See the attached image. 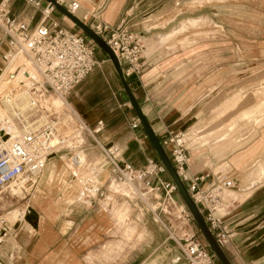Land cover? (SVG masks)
Masks as SVG:
<instances>
[{
    "label": "crops",
    "instance_id": "1",
    "mask_svg": "<svg viewBox=\"0 0 264 264\" xmlns=\"http://www.w3.org/2000/svg\"><path fill=\"white\" fill-rule=\"evenodd\" d=\"M77 1L80 2L81 7L75 15L83 21L101 19L100 21L116 26L120 21L126 20L132 29L130 24L132 18L129 17L135 10L134 7L130 8L132 0ZM11 11L18 20L28 23L31 30L43 20L41 10L24 0H14ZM52 18L62 23L61 25L63 21H66L65 15L59 18L55 12ZM188 18L193 17H186L184 20ZM215 20L218 26H221L219 22L222 21ZM50 22L51 20L48 21ZM67 23L68 28L74 29L75 24H71L69 20ZM140 31L144 32L143 29ZM253 31L255 32L253 34H256V30ZM165 39L164 34H158L147 42L151 47H155L162 44ZM162 48L159 47L156 50L147 47V54L144 52L141 60V72L126 76L133 94L162 143L172 132L192 131L194 140L186 145L188 174L190 178L203 176V179L199 181L201 188H211L227 180H231L233 184V177L237 175L234 167L241 168L243 163L227 161L234 154L222 157L221 154L227 149L225 148L227 144L223 140L214 142L213 138L224 134V130L219 131L220 121L245 103H251V106H247L248 109H244L237 116H230L229 123L241 117L248 120L255 118L257 107L255 103L261 102L258 94L264 88L263 82L262 88L257 91L255 89L257 79L254 68L258 63H249L248 68H245V64L238 62L217 63L209 69L210 75H208L207 64L195 62L198 55H208L210 48L207 46L201 44L197 47L180 48L166 61L157 57L158 51ZM223 53L220 47L216 46V57L220 58ZM249 54L255 56L257 50L250 51ZM97 55L103 63L95 66L86 79L76 85L68 95L86 118L83 121L79 117L80 121L77 127L74 125V128H80L83 124L93 128L99 122L104 127L97 134L84 131L82 143L76 147H66V149L81 150L85 154L83 146L87 143V135L90 134L94 138L96 144L91 148L93 149L92 159L85 154L87 164L84 165V170L94 166L91 163L99 157L98 153L104 156L99 163L103 170L98 179L103 190L107 187L106 202L102 204V208L89 210L93 202L102 197L86 195L79 182V178L84 176L82 172L79 169L77 173L74 172L66 163L63 174H58L59 165L56 161L50 163L49 160L65 148L61 149L49 158L37 186L33 189L35 191L38 186L41 189L36 199L37 204L33 208L36 211L38 223L33 225L22 221L15 228L17 233L12 240L1 243L0 239V264H94L92 256L95 255L97 246L103 247L101 254L107 258L109 254L116 249H122L123 245L132 239L136 242H144L141 236L128 239V231L131 228L134 229L133 223L130 219L128 220L131 207L127 201H119L117 194L128 197L129 195L125 189L122 193L117 192L118 184L111 175L117 178L120 176L112 172V165L107 161L103 147L114 146L117 150L115 159L122 165L128 162L136 168L144 167L151 158L159 161L160 159L143 126L136 129L131 126L132 118L137 115L124 96L123 84L115 68L106 62L107 60L102 59L99 51ZM245 70L248 72L244 75L232 74L234 71ZM241 86H251L247 95L239 91ZM252 122L248 121L247 127L243 128V131L244 129L246 131L243 133L249 135L253 133V127L248 125ZM229 123L225 129L229 127ZM73 131L74 129L68 133ZM204 131L206 134L195 138ZM77 135L75 134L76 137ZM208 155L210 157H207ZM253 174L245 182L246 189L243 191L245 195L240 194L244 199L236 200L228 196L234 202L225 200L221 210L227 222L236 230L235 237L224 247L232 264H264V183L260 184L259 179L253 183L256 181ZM66 175L75 179L73 182H68L65 188H57L54 184L55 178L59 179L60 176L62 178ZM63 180L66 182L67 179ZM153 181L156 182L155 179ZM60 182L62 181L59 180L58 184ZM151 191L155 190L151 188ZM145 195L146 193L142 197L144 198ZM236 202L237 205H234ZM111 205L112 208H110ZM200 207L203 208V205L200 204ZM29 212L30 209L26 213V218ZM142 215L138 216L141 221ZM135 222V228L138 229L139 222ZM0 225L2 226V222ZM108 233L118 234L119 239L104 244ZM217 262L220 264L219 261Z\"/></svg>",
    "mask_w": 264,
    "mask_h": 264
},
{
    "label": "rangeland",
    "instance_id": "2",
    "mask_svg": "<svg viewBox=\"0 0 264 264\" xmlns=\"http://www.w3.org/2000/svg\"><path fill=\"white\" fill-rule=\"evenodd\" d=\"M131 7H134L135 10L133 13H130L131 15L129 17L132 18L130 24L132 25V30L143 37L144 49L146 50H143V53L145 52V54H147V47L150 49L163 47L160 51H158L159 54H157V57L161 58L162 61H166L173 52L180 48L183 49L187 46L197 47L203 44L210 48L208 50V55H198V57L195 58V62L206 63L208 75H210L209 69L216 66L217 63L238 62L245 64V68H248L247 65L249 63L256 62L258 63L256 67H252V69L254 68L256 72L257 79V86L255 89L257 91L259 88L263 87L264 0H132L130 8ZM55 15L60 18L63 14L56 9ZM198 15H207L209 19L207 16ZM190 16L193 18L184 20L186 17ZM215 19L222 21L219 22V25L221 26H218ZM67 20L69 19L66 17V21H63V27L68 26L67 24L69 23H67ZM100 20L101 19H97L96 21L92 20L86 23H88L91 27L93 22L97 23ZM70 22L73 24L72 21ZM142 29L144 32L140 31ZM254 29L256 30V34H253L255 33L253 31ZM74 30L82 31V29L77 25H74ZM83 33L87 35L85 32ZM157 33L164 34L166 39L159 46L151 47L147 40L155 35H158ZM254 35L255 38H253ZM87 38L92 40L88 35ZM169 42L171 44H168ZM184 42L187 43L184 44ZM183 45L186 46L184 47ZM216 46L220 47V51L224 52L223 56H220V58L215 55ZM255 49L257 50V54L255 56L250 55L249 52H253ZM7 50L8 47L5 45L0 47V69H4V67L7 66L5 64L6 61L3 58V54ZM98 51L102 55V59L107 60L106 62L110 63L114 67L107 52L101 49L97 44L95 56L98 63L96 66L99 63H103L101 58H98ZM247 72V70L240 72L234 71L232 74L244 75ZM7 78L10 80L11 76L8 75ZM35 82H37L36 86H42L41 84L43 80L41 78V80H37ZM43 86V90H46V85L43 84ZM250 89L251 86H241L239 91L243 95H247ZM258 95L260 96L259 99H261V102L255 103L257 106L255 113L256 116L253 120L241 117L229 123L231 119L230 116H237L238 114H241L244 109H248L247 106H251V103H245L242 107L230 113L220 121L221 126L219 129H221L219 131L224 130V134L216 135L213 138L214 142L223 140V142L227 144L225 147L227 149L223 152V154H221L222 157H225L226 155L232 156L234 154L227 161L243 163L241 164V168L234 167L237 170V175L233 177V188L228 190L229 196L236 198V200L239 198L240 200L244 199L242 195H245V192H243L246 189L245 182L251 178L254 172V177L260 180L259 183H264V100H262L264 96V88L260 90ZM45 96L49 98L51 96H57V94L49 89ZM65 97L67 98L66 103H68V105L64 107L61 113L57 114L65 116L63 119L65 124L64 131H66L65 134H69L67 131L68 127L72 125H76L77 127L80 121L79 117H81L83 121H85L86 118L83 117L80 110L72 102L71 98H69V95L67 94ZM128 102L130 101L128 100ZM70 116L73 117V119L69 118ZM68 118L71 119V121H69ZM248 121H253L248 124L250 127H253V133L251 135L243 133L246 131V129L243 131V128L247 127ZM228 123L229 127L225 129ZM204 134H206L205 131L196 135L195 138L203 136ZM87 136L88 139H86V142L88 144L86 143L83 148L88 158H91L93 150L91 148L96 144V142L90 134ZM201 141L203 140L201 139ZM189 143L190 140L186 142V145H189ZM165 150L170 157L169 149L166 147ZM74 152L75 149L65 148L58 152L55 156L51 157L49 162L51 163L56 161L59 165L58 174H63L65 171V165L70 161V156ZM97 156L101 157V159L104 158L101 153H98ZM207 157H210V155ZM70 177V175H66L62 178L60 176L59 179L58 177L55 178V186L57 188H65V186L68 185V182H73V179H75L72 177L71 179ZM63 179H67L66 182ZM163 179L173 180L168 170L163 175ZM59 180L62 181L60 184H58ZM122 180L126 181L123 178ZM257 181H255V183ZM135 185L143 193H146L144 197L146 199L136 194L130 188L125 189V192L130 198L126 195L123 196L121 194H117V199L121 202L127 201L131 207V213L128 215V220L130 219L131 223H133L132 227L134 226V229L131 228V230L128 231V239L130 240L136 236H141L144 242H136L135 239H132L124 244L122 249H116L109 254V257L107 258L103 257L101 254L103 247L97 246L95 255L92 256L94 264H187V258L185 256L183 246H186V233L193 232L197 233V236L201 238V240L209 247L211 253L215 255L202 235L193 215L188 225L182 218L178 209H180V205L185 204V202L178 189L174 193L178 207L172 208L170 210L171 212L168 213L164 208L163 201L165 198V190L163 188L159 191H151V188L141 180L139 182H135ZM104 192L105 196L99 198L96 202H93V206H90L89 210L102 208V204L106 202L105 198L108 194L107 187ZM39 193H41L40 186H38L35 191L32 190L26 195H0V222H2V226L0 225L1 243L13 239V236L17 233L15 228L18 226L16 224L22 221L24 223L27 222L26 213H28L29 209L31 211V208H34L35 204H37L36 199L38 198ZM241 193L242 195H240ZM234 205H237V202ZM110 208H112V205ZM139 215H142V221L139 220ZM135 221L139 222L140 227L138 229L135 228ZM105 239L106 241L104 244L111 241L115 242L119 239V235L108 233ZM216 260L219 261L217 256Z\"/></svg>",
    "mask_w": 264,
    "mask_h": 264
},
{
    "label": "built area",
    "instance_id": "3",
    "mask_svg": "<svg viewBox=\"0 0 264 264\" xmlns=\"http://www.w3.org/2000/svg\"><path fill=\"white\" fill-rule=\"evenodd\" d=\"M13 1L0 0V47L2 45L8 47L3 54L4 60L9 62L13 56L22 55L36 65L44 83L41 84L42 91L32 89L34 103H38L39 97L40 99L43 95L46 97L45 94L49 89L57 96L65 97L94 70L98 63L95 56L96 44L89 40L82 31L63 27L58 20L53 19L52 15L56 9L46 0H24L40 9L42 13V22L31 30L28 23L12 15ZM57 1L74 14L81 7L77 0ZM49 20H51L50 23H48ZM91 27L114 49L121 61L125 76L141 72L143 37L134 32L126 20L120 21L116 26L103 21L93 22ZM3 72L4 70L0 69V73L3 74ZM43 84L46 85V90H43ZM37 113L45 116L40 123L35 122L40 116L30 122L19 117L15 119L20 126L25 128L22 133L13 131L9 122H0V194L6 192L11 196H21L30 193L37 186L49 158L63 149L61 147L66 139L57 112L40 107ZM131 126L134 129L141 126L137 116L132 118ZM103 127V124L99 122L93 128L83 124L81 129L97 134ZM184 134L185 132H172L163 141V145L169 149L172 163L192 197L199 207L200 204L203 205L200 209L217 242L220 246L226 247L236 235L235 228L230 226L225 219V214L221 213L225 205L224 187H231L232 181L227 180L211 188H201L199 181L203 179V176L190 178ZM77 151L75 150L70 159L72 163L80 165L81 157ZM103 152L107 161L112 165V172L119 175L121 179L133 184L142 180L155 191L163 188L165 190L163 203L166 212L170 213L172 208L178 207L174 197L177 186L173 180L163 179L167 169L161 161L151 158L144 167L136 168L128 162L120 164L115 159L117 150L114 146L103 147ZM102 170L98 166V170H93L91 175L79 178L86 195L105 196L98 179ZM179 211L188 225L192 217L191 212L185 204L180 205ZM186 234V246H183V250L187 264H218L216 256L211 253L209 247L197 236L196 232Z\"/></svg>",
    "mask_w": 264,
    "mask_h": 264
},
{
    "label": "bare ground",
    "instance_id": "4",
    "mask_svg": "<svg viewBox=\"0 0 264 264\" xmlns=\"http://www.w3.org/2000/svg\"><path fill=\"white\" fill-rule=\"evenodd\" d=\"M69 19V18H68ZM70 20V19H69ZM71 21V20H70ZM85 22V21H84ZM74 24V23H73ZM7 66L4 67L3 74H0V122L1 121H7L11 125V129L15 132H20L25 129L24 127L20 126L16 122V118H20L22 120H26L30 122L32 119H35L39 117L41 114L37 113L39 111V108H47L51 110H55L57 113H61L66 105V97L58 95V96H51L49 98L47 97H40L38 98V103L33 101L34 95L32 93V89L36 88V91H42L41 86L37 85V82L41 80L40 73L38 71V68L33 63L32 60L29 58H26L25 56L19 55V56H13L9 62L5 63ZM11 74V75H10ZM8 75L11 76V79L8 80ZM37 93V92H36ZM68 102V101H67ZM43 118L45 116H40L35 122L40 123L42 122ZM64 115H59L60 119V126L62 128V132L65 137V144L61 148L65 147H76L77 145H80L82 141L84 140L82 136H84L85 129L80 128H74L75 126L68 127L67 131H70L74 129L73 132L70 134H65V124H64ZM72 118L73 117H69ZM68 118V119H69ZM68 121V120H67ZM71 121V119H69ZM85 128V126L83 127ZM81 133H80V131ZM75 134H78L77 137ZM183 140L185 142H188L189 140H194V134L192 131L185 132ZM80 154L81 164L77 165L75 163L70 161L68 162V165L70 168L73 169L74 172L77 173V170L79 169L84 176H88L92 174L93 170H98L99 163L101 162V158L97 157L95 161L91 163V165H94L91 169H85L84 165L87 164V159L85 154L81 151H77ZM264 175V174H263ZM97 176V175H93ZM262 176V175H261ZM114 178V181L118 184L117 192L122 193L123 189H132L136 194L140 196H144V193L139 190V188L129 182V181H123L122 179L117 178L116 176H112ZM258 178L254 179L257 181ZM253 181V180H252ZM234 183V182H233ZM255 183V181H253ZM38 188V187H37ZM233 188L231 187H224V199L228 201H233L232 199H229L228 190ZM2 194H8L6 192H3ZM179 210V209H178ZM223 210V209H221ZM31 213L27 216V222H30L34 225L38 223V218L36 215V211L31 208ZM17 226L20 225V223L16 224Z\"/></svg>",
    "mask_w": 264,
    "mask_h": 264
},
{
    "label": "water",
    "instance_id": "5",
    "mask_svg": "<svg viewBox=\"0 0 264 264\" xmlns=\"http://www.w3.org/2000/svg\"><path fill=\"white\" fill-rule=\"evenodd\" d=\"M46 1H48L52 6H54L55 9L59 10L63 15L69 18L75 25L81 28L83 32H85L88 36L91 37L92 41H94L101 49L107 52L123 84L124 91H125V94H124L125 98L129 100L130 103L132 104V107L134 108L137 114V117L139 118L143 128L145 129V132L150 138L161 162L166 166V169L168 170L173 181L175 182L177 189L179 190L186 206L190 210L195 221L197 222L200 228V231L202 235L204 236L207 244L213 250V252L217 256L221 264H232L224 248L220 246V244L217 242L199 205L192 197L187 185L182 180L177 169L172 163L170 157L168 156L161 139L159 138L157 133H155L152 125L150 124L149 120L143 113L141 106L139 105L127 81L121 61L119 60L114 49L107 43V41L104 38H102L96 31H94L89 26L88 23L84 22L82 19L77 17L74 13L70 12L65 6L60 4L57 0H46Z\"/></svg>",
    "mask_w": 264,
    "mask_h": 264
},
{
    "label": "trees",
    "instance_id": "6",
    "mask_svg": "<svg viewBox=\"0 0 264 264\" xmlns=\"http://www.w3.org/2000/svg\"><path fill=\"white\" fill-rule=\"evenodd\" d=\"M87 36V35H86Z\"/></svg>",
    "mask_w": 264,
    "mask_h": 264
}]
</instances>
